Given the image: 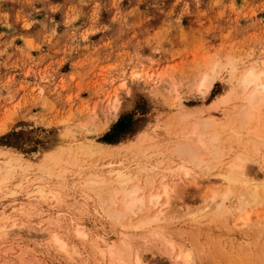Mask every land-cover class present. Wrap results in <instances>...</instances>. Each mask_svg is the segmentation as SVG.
<instances>
[{"label": "rangeland", "instance_id": "rangeland-1", "mask_svg": "<svg viewBox=\"0 0 264 264\" xmlns=\"http://www.w3.org/2000/svg\"><path fill=\"white\" fill-rule=\"evenodd\" d=\"M249 67L264 70V0H0V166L10 156L20 161L10 177L0 171V264H108L91 242L103 247L121 239L142 259L133 264H175L161 252L162 241L140 238L145 231L129 227L158 208L147 199L162 186L168 204L160 208L177 211L169 234L176 249L197 256L191 228L202 254L206 235L225 249L249 243L253 234L242 218L264 212V195L245 207L240 201L247 196H239L251 183H264V139L253 152L232 112ZM212 72L211 88L200 89L201 78ZM200 120L219 132V161H210L190 136ZM176 144L200 148L211 170L187 163ZM242 147L255 159L248 163L247 187L235 186L216 221L189 222L188 211L207 203L205 193L224 190L220 174ZM124 170L132 176L128 186L140 188L145 210L118 220L84 185L86 178L108 180ZM164 202L161 196L159 205ZM75 227L89 236H75ZM52 232L76 253L60 251ZM192 264L209 261L202 256Z\"/></svg>", "mask_w": 264, "mask_h": 264}, {"label": "bare ground", "instance_id": "bare-ground-1", "mask_svg": "<svg viewBox=\"0 0 264 264\" xmlns=\"http://www.w3.org/2000/svg\"><path fill=\"white\" fill-rule=\"evenodd\" d=\"M215 74H216V72H212L211 75H210V73H209V75L205 74L200 80V83H199L200 89L203 88L205 90H209L212 86V80L214 79ZM239 83L241 86L242 97H241L240 103L238 105H236L234 103L235 107H233L232 112L234 113V116L238 119V122L240 125L239 127H241V129H243L245 131L244 133L246 135V138H243V139H246V141H247L246 144H248L249 141L251 142L250 148L253 147V152H255V150H257V147H256L257 143L256 142L264 139L263 131H262V125H261V123H262L261 121H263V118L261 120V115H263L262 113L264 111V70H257L254 67L247 68L241 74V76L239 78ZM233 98H235V97H233ZM229 99H227V100L225 99V100L229 101ZM116 104H117V100H115L113 105H112V107L114 109H116ZM200 118H202V117H200ZM203 119H204V117H203ZM206 120H200L199 122H197L193 127V131H192L193 135H190V136L195 137L197 144L200 148H203L205 151H209L210 161H214V160L219 161L218 158L222 154V149L219 146V138H220L219 132L217 131V129H214V127L212 128V125H213V124L211 125L212 122L210 123L209 121H206ZM208 120H210V119H208ZM253 123H255V124L252 125ZM229 125H231V124H229ZM229 130H231V129H229ZM237 132H238V130H237ZM222 133H224V132H222ZM241 133H243V132H241ZM224 137H226V136H224ZM237 138H238V136H237ZM184 139H185V137H184ZM224 140H225V138H224ZM237 142H239L238 139H237ZM241 142H243V141H241ZM262 142H264V140ZM230 143L231 142H229V144ZM255 143H256V145H255ZM235 145H238V144H235ZM239 145H240V143H239ZM200 148L195 147V146L190 145V144H179V145H177V147L175 146V149L177 150L176 152H178V154L180 156H182V158H183V156L188 158L189 161H186L187 163H189V162L194 163V164H196V165L193 164L195 167H200L203 164H205L206 167L210 168L211 162H209V159L207 161L204 159L203 152H201ZM226 150L227 149H225V151ZM229 150H231V149H228V151ZM205 155L208 156V154H205ZM233 155H234V157L232 159L230 158L231 160L228 159L230 162H228L226 164L227 166L223 168V169H225V172L224 173L220 172L221 177L226 182V186L224 187V190L205 193L206 195H203V196H205L204 198L207 197V200H208L207 203L204 204L202 202L204 205L201 208H198V209L193 210V211H188L187 214L190 215V218H191V219L190 218L187 219L189 222H197L198 220H200L201 218H204L206 216H210V220L216 221V219L219 218V216H222V213L225 211V208H224L225 200L227 199L229 194L234 192L235 186H243V188H244L247 185V177L245 176V174H246L247 169H249L248 163L252 162V161L254 162L255 159L245 149V147H242L241 149L236 150V153H234ZM18 158L16 160V157L14 158V157L10 156V158H8L6 161L4 160L5 161L4 165L0 166V171L5 170V175H7L9 172H11L10 174H12L13 173L12 168L16 167V166L15 167L13 166V163L16 161L20 162V161H18L19 160ZM262 158H263V156H262ZM261 161H262V159H261ZM191 163H189V164H191ZM220 163H221V161H220ZM37 164H39V163H37ZM31 165H34V164H31ZM40 165H41V163H40ZM223 165H224V163H223ZM18 166H20V165H18ZM22 167H24V166H21L20 168H22ZM219 167H220V165H219ZM201 168H204V167L202 166ZM211 168H210V170H211ZM23 169H20V171L22 172ZM180 169L183 171L184 175L189 174V170L187 169V167H185V165L181 166ZM10 170H12V171H10ZM26 172H28V171H26ZM49 172H50V170H49ZM1 174H3V173H1ZM45 174H47V173H45ZM48 174H50V173H48ZM48 174H47V176H48ZM217 174L218 173H216V175ZM40 175H42V174H40ZM23 176H25V175H23ZM8 177H10V175ZM130 177L132 178V176H130ZM130 177L128 178L127 172L124 173L122 171H120V172L117 171V173L114 174V177L112 179H108V180L105 179V177H103V176L100 178H94V177L89 178V179L86 178L87 180L85 181L84 186H86L90 190V192L94 193V194L93 193L92 194L95 195V198H96V196H98L102 205L105 206L106 214H108L109 216L119 220V218H122L127 213H133L132 215H134L138 211H140L141 208H143L145 210V208L142 207L144 205L143 198L141 196H139V194L137 192L138 190L140 191V188H138V190H137L136 187L131 186L132 184L130 185L131 187L128 186L129 181L131 179ZM0 178H1V176H0ZM216 182H218V181H216ZM2 183H4V182H2ZM2 183H1V185H2ZM41 188L37 186L36 191L38 192V194H40L41 197H46L45 195H47V192H45L43 190V188L42 189ZM162 188H163V190L160 193H155V194L151 193L152 195L149 193L150 196H148L149 198L147 199L149 206H151V207L158 206V208L156 210L154 209L155 211L151 210V213H152V211H153V213L150 215L142 214V215L137 216V214H136L137 218H135V221L132 224H130V226H129L131 229L133 228V229L145 231V233L143 235H141L140 238L144 239V238L148 237V239L152 240L153 242L162 241L166 246H164V250H162L161 252H163V253L167 254V256L171 257L173 259V261L175 262V264L176 263L177 264H192L194 258L201 260L202 256H204L208 259L209 264H211L213 261L217 262L218 264H264V237L262 236V238H260V234L264 231V212L256 213L254 215L255 216L254 219H251L250 212H246L245 216L242 218V224L247 225L249 227L250 231L252 232L251 234H253L252 239H250V242L246 243V244H243V243H237L236 245H233L231 243L226 244L227 246H229V249L228 248L225 249L224 245H222L219 242V240L215 241L213 238L206 235L204 238V242H203L207 246L206 253L202 254L204 247L202 244H198L194 240V238L196 236V231L193 228H191L187 232V235L189 238V242L192 245V248H194V250L196 251L197 256H194V254L190 248H184L183 249L179 246V249H176L174 244L171 242L172 240H170V238H169L170 237L169 234L172 230V228L170 229V225L176 219V217L173 216V213H175L176 210L172 209L171 211H165L163 208H160V207H163L162 205L168 204V202H167L168 190L166 189V186H162ZM242 190H244V189H242ZM245 190H248V191H246V192L243 191L244 193L243 192L240 193L239 191H237V197L239 196L238 194L240 193V196H239L240 200L245 195L247 196L246 198H244V200L242 199L243 202H241L239 200L240 206L241 205L244 207L247 205L250 206V204H255L256 202H258V200H263L262 195H264V183H261V184L260 183H258V184L257 183H251V186ZM140 194H143V193H140ZM50 196H51V194H50ZM161 196L165 197V202L163 204L159 205V200H160ZM47 197H49V196H47ZM52 199H53V197L51 198V200ZM236 199H237L236 201H238V198H236ZM61 201H63V200H61ZM115 201H119V204H118L119 206L116 209H114V207H111V204L114 203ZM148 204L146 203L145 205H148ZM237 209L241 210L239 205H238ZM248 211H250V210H248ZM176 213H177V211H176ZM185 213L186 212H184V214ZM133 218H134V216H133ZM132 220H134V219H132ZM56 221H57L56 219L49 220V223H51L50 225L52 226L54 224V222L56 223ZM53 227H55V226L53 225ZM130 228H128V229L130 230ZM72 230H74L73 233H75V236H77L81 239H85V237L89 236V235L85 236V233L82 231L81 227L80 228L75 227V229H72ZM125 232H127V231H125ZM3 233H5V231ZM119 233H121V232H119ZM131 233L134 234L133 232H130L129 234H131ZM129 234H127V235H129ZM58 235H59V233L51 234V240L53 241V244H55L56 247H58V249H60V251L67 253V255H69V256H70V253H76V249L72 246H71V248H68L67 244L64 242L65 240L61 239ZM49 236H50V234H49ZM131 237H133V236H131ZM101 240H103V239H101ZM128 241L130 243V240H128ZM79 243H80V241H79ZM90 245H91V248H96L98 250V252H99L98 254H100V257L102 258V260L105 259L108 262V264H133V262H135V263L142 262L141 261L142 259L140 260V256H139L138 252L136 253V255L134 254V252H132L131 246H130V244H128L126 242V239L125 240L121 239L118 243L116 242V243H113L109 246H103V247H99V245L97 244V241L95 242V240H93ZM101 245H102V242H101ZM140 245H141V243H140ZM142 245H144V244H142ZM144 247H145V245H144ZM136 248L137 247H135V249ZM88 249H89V247H88ZM133 250H134V248H133ZM91 252H93V251H91ZM140 255H142V254H140ZM143 263H144V261H143ZM144 264H146V263H144ZM212 264H214V263H212Z\"/></svg>", "mask_w": 264, "mask_h": 264}]
</instances>
